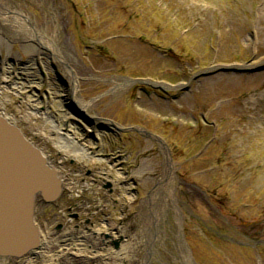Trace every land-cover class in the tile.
<instances>
[{"label": "rangeland", "instance_id": "1", "mask_svg": "<svg viewBox=\"0 0 264 264\" xmlns=\"http://www.w3.org/2000/svg\"><path fill=\"white\" fill-rule=\"evenodd\" d=\"M7 1L33 25L58 26L64 63L16 37L0 7L2 67H12L2 73L21 77L17 87L2 81L0 112L57 169L82 219L93 217L66 221L61 237L83 236L88 257L62 250V264H264V124L251 125L252 111L241 109L264 95V0ZM67 67L97 120L81 131L70 115L74 133L65 138ZM227 76L233 86L223 83ZM113 78L132 83L112 91ZM161 143L181 217L153 204L160 224L149 255L153 215L146 209L143 224L138 209L155 186L147 185L148 155L155 178L161 174ZM123 245L130 251L120 261L94 256Z\"/></svg>", "mask_w": 264, "mask_h": 264}, {"label": "bare ground", "instance_id": "2", "mask_svg": "<svg viewBox=\"0 0 264 264\" xmlns=\"http://www.w3.org/2000/svg\"><path fill=\"white\" fill-rule=\"evenodd\" d=\"M0 4L2 6V12L4 13V16H2V20L4 23H8V25L14 29V35L16 37H24L26 39H29L30 41H34L38 46L43 47L50 51L51 54L56 56L58 60L62 63L63 59L62 56L59 55V49L57 48V37L55 36L58 32V26H54L52 29L51 24H43V27L39 25V23L36 25H33L30 18L23 15L22 12H20V9H12L11 10V3L8 2L7 0H0ZM5 15H11L13 18L11 19L10 17L7 18ZM14 17L18 19H14ZM21 20V21H19ZM59 19H58V24H59ZM41 24V23H40ZM41 27V28H40ZM62 57V58H61ZM66 62V61H65ZM64 63V62H63ZM70 73V79L72 80V84L70 88H67L65 92L63 93V99L67 105H70L73 107V110H70L69 114H67V118L64 122L63 126V136L65 138L70 137L74 132V128L71 127L68 124V119L69 116L72 115L77 120H81L82 122V128L81 131H88L86 127H90L88 123L90 121H95L97 120L96 117H93L92 114H90V101H84L83 99L78 97V87L77 84L74 82V73L73 71L67 67ZM17 72H14L16 76ZM6 82L10 80V76H6L5 74ZM112 82L114 87L112 88V91L114 90H119L123 87H126L130 85L132 82L127 79H121V78H113ZM223 83L229 86H233L236 83V78L235 77H224L223 78ZM158 84V83H156ZM162 86H166L164 84H161ZM264 86V82L261 84ZM16 86V85H15ZM17 87V86H16ZM21 87V86H20ZM20 87H18L20 89ZM243 111L245 110H250L252 111V115L249 117V122L251 125H257L261 122L264 124V95L262 97H258L253 95L249 100L245 102V105L241 108ZM74 111V112H73ZM75 113H79L83 116L80 117ZM91 128V127H90ZM92 129V130H91ZM89 131H93V128H91ZM60 131L62 129H59ZM160 142V141H159ZM161 146L163 147V151L165 153V159L162 163V170L161 174L158 176V178H155V172H154V165H153V158L148 155L147 158V185L152 183L155 180V186L150 190L149 194L145 199H143L140 203L139 209H138V215L140 218V221L144 224L145 223V210L147 209L148 211L152 210L153 204H156L158 208H161V210L164 209H170V211L173 212L175 219L178 221L180 219V211L177 206V200L174 197L173 194V180H174V167L173 163L171 162L168 152L164 146V144L161 143ZM116 164H112V168H115ZM134 174L142 178V170L141 166H138L135 169ZM152 213V211H151ZM152 223L151 225L153 226V231L151 232V235L145 234V239H144V246L146 250L148 251V254L150 255L151 252V247H152V242L154 241L157 233H158V228L160 221L157 219V216L152 213ZM147 221V220H146ZM147 224H150L149 222ZM145 230V228H144ZM143 232V230H142ZM71 238L67 240L64 243L61 244H45V243H40L38 249L36 250V254L33 255H38V256H47L50 259L52 258H57L58 254L62 251L65 250L68 255H76V256H81V257H88L84 254L85 252V247H86V239L83 236H78L76 237L75 235H70ZM66 237V236H64ZM94 251L96 249H99L97 243H92L90 246ZM127 249V252L129 253V246L123 245L118 252H110V253H98L97 255H94L96 259H104L107 256H110L113 258L115 261H120L122 258L125 256V250ZM85 258V259H86ZM187 264H191V262L187 258ZM146 261H143L142 264H145Z\"/></svg>", "mask_w": 264, "mask_h": 264}, {"label": "water", "instance_id": "3", "mask_svg": "<svg viewBox=\"0 0 264 264\" xmlns=\"http://www.w3.org/2000/svg\"><path fill=\"white\" fill-rule=\"evenodd\" d=\"M61 191L58 171L42 150L0 115V258L19 259L38 248L34 199L50 203Z\"/></svg>", "mask_w": 264, "mask_h": 264}, {"label": "flooded vegetation", "instance_id": "4", "mask_svg": "<svg viewBox=\"0 0 264 264\" xmlns=\"http://www.w3.org/2000/svg\"><path fill=\"white\" fill-rule=\"evenodd\" d=\"M12 64L14 62L10 61ZM2 58L0 55V87L2 85ZM21 77L13 76L9 82H18ZM70 110H73L72 106H69ZM74 112V111H73ZM81 117V114L75 113ZM92 139V136H91ZM90 175V172L87 173ZM103 189L107 190L109 194L113 192L112 185L110 183L102 184ZM71 194L63 190L59 198L54 203H46L40 198H37L34 203V221L38 228L40 241L41 243L49 244H61L69 240L71 236L61 237L63 233L67 232L65 230L67 224L66 221L71 220L82 223V220H85L86 224H92L93 217L82 219L81 212L79 213L80 206L77 202L70 201ZM109 215H105V218H108ZM99 219L95 218V222ZM108 225V224H107ZM73 230H78L79 225L74 224ZM61 237V238H60ZM104 238H112L108 233L103 234ZM116 242V241H115ZM114 242V243H115ZM34 254H36L34 252ZM61 252L58 254L57 258H54L56 262L54 264H62V261L59 259ZM0 264H52L51 259L45 256L38 255H29L20 259H0Z\"/></svg>", "mask_w": 264, "mask_h": 264}]
</instances>
